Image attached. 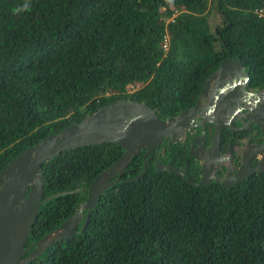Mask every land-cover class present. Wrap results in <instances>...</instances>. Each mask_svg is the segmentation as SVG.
Segmentation results:
<instances>
[{
    "label": "trees",
    "instance_id": "trees-1",
    "mask_svg": "<svg viewBox=\"0 0 264 264\" xmlns=\"http://www.w3.org/2000/svg\"><path fill=\"white\" fill-rule=\"evenodd\" d=\"M225 57L264 88V0H0V170L107 103L175 115ZM180 148L170 144L165 159ZM121 153L90 144L44 162L42 197L76 191L39 206L26 244L68 218ZM142 154L121 178L140 172ZM147 159L141 177L102 192L73 237L27 264H264V171L191 185Z\"/></svg>",
    "mask_w": 264,
    "mask_h": 264
},
{
    "label": "water",
    "instance_id": "water-1",
    "mask_svg": "<svg viewBox=\"0 0 264 264\" xmlns=\"http://www.w3.org/2000/svg\"><path fill=\"white\" fill-rule=\"evenodd\" d=\"M231 69L232 72H229ZM213 75H216V80L211 84L213 98L210 103L213 104V109L217 104L236 103L234 109L244 110L243 117L238 120L240 123L256 121L250 115L255 112L254 108L262 105L264 91L248 88L247 73L242 70L240 61L236 58L222 61ZM219 77H224V80ZM191 111L183 110L177 115L160 119L153 109L142 102L117 100L100 106L79 122L68 124L59 132L45 136L13 156L0 170V264H27L53 244L73 237L81 211L85 210L81 224L84 227L102 192L119 181H131L141 177L147 165L146 155L157 149L163 140L166 148L170 143L176 142L185 128V121L192 120ZM223 122L226 121L216 119L213 122L216 131L214 145L217 144ZM105 143H114L122 149L119 158L101 170L86 186L84 201L79 203L78 208L75 207V211L68 218L27 245L28 234L37 217L39 206L52 196L76 191L73 189L42 197L41 165L67 149ZM139 151H143L142 169L134 177L121 178L130 159ZM154 167L156 172L166 170L179 174V170L170 163H157ZM208 170L204 166L202 175H206ZM263 171L264 161L250 166L248 157H245L235 177L231 176V179L238 182L251 173ZM231 179L217 181L226 187ZM186 182L193 184L189 179ZM205 182L204 179L199 180L198 185Z\"/></svg>",
    "mask_w": 264,
    "mask_h": 264
},
{
    "label": "flooded vegetation",
    "instance_id": "flooded-vegetation-1",
    "mask_svg": "<svg viewBox=\"0 0 264 264\" xmlns=\"http://www.w3.org/2000/svg\"><path fill=\"white\" fill-rule=\"evenodd\" d=\"M228 60H233V58H222L219 64ZM217 68L202 80L192 105L178 111V113L183 110L193 111L191 122L185 121V128L180 133L177 141L170 143H176L177 146L182 147L178 149L181 154L173 152L171 159L166 160L164 157L165 151L170 147V144L166 148L167 145L164 140L157 149L147 154L154 166L157 163L166 165L173 162L175 165H171L179 170L177 175L182 176L185 180H191L193 185H198L199 180L202 179L206 181L202 184L205 185L213 182L219 183L217 179L225 180L231 179V176L235 177L245 157H248L250 166L264 161V148H261L264 145V101L261 100L259 103L262 102V105L254 108L255 112L253 111L250 115V118H254L256 121H250L249 123L238 121L243 117L244 110L242 108L234 109L236 103L230 105L217 104V107L213 109V104L210 103L213 98L211 84L216 80V75L213 74ZM232 69L229 72H232ZM242 70L246 71L243 65ZM246 73L248 88H250L249 73L248 71ZM220 80H224V77ZM251 90L264 91V88ZM200 115H203V118ZM216 119H224L226 122L221 124L217 144L214 145L213 138L216 131L213 122ZM163 148L164 152H162ZM204 166L209 169L206 175L201 173ZM233 182L235 181L231 179L228 185ZM78 206L79 204L74 206V211L75 207L78 208ZM83 211H81L79 223L84 217L85 212L83 213Z\"/></svg>",
    "mask_w": 264,
    "mask_h": 264
},
{
    "label": "rangeland",
    "instance_id": "rangeland-1",
    "mask_svg": "<svg viewBox=\"0 0 264 264\" xmlns=\"http://www.w3.org/2000/svg\"><path fill=\"white\" fill-rule=\"evenodd\" d=\"M214 19L216 20V19H217V17L215 16V17H214Z\"/></svg>",
    "mask_w": 264,
    "mask_h": 264
}]
</instances>
